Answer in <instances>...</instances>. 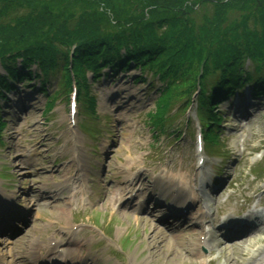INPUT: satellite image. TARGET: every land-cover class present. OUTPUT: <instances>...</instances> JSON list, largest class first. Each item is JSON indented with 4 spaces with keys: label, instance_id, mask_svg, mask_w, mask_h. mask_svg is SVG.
Returning a JSON list of instances; mask_svg holds the SVG:
<instances>
[{
    "label": "rangeland",
    "instance_id": "374dc122",
    "mask_svg": "<svg viewBox=\"0 0 264 264\" xmlns=\"http://www.w3.org/2000/svg\"><path fill=\"white\" fill-rule=\"evenodd\" d=\"M94 1L98 0H80L76 6L72 0L44 2L58 26L69 15L73 17L68 22L72 26L80 11ZM137 1L141 0H122L126 9L136 8ZM147 1L152 5L146 12L147 19L152 18L148 12L153 9L158 20L168 17L182 21L184 34L193 37L205 33L199 34L214 20L216 8L231 2ZM232 3L238 4L237 0ZM263 5L261 1L258 7ZM236 14L231 13L228 20L235 19ZM101 28H107V23ZM165 29L158 33H165ZM142 74L143 80L135 81L140 72L131 70L120 74L114 83L112 79L91 88L98 121L84 116L86 109L80 101L82 113L73 115V119L70 99L62 96L48 102L59 89L55 77L47 84V98L33 94L29 88L10 94V103L3 106L8 124L0 133V226L4 222L14 231H0V254L6 264H63L64 255L76 264L82 259V264L264 263V97L243 110L246 116L236 106L234 110L229 105L221 107L223 132L221 136L218 133L217 145L207 144V158L200 164L195 145V131L199 130L197 95L192 96L195 101L188 112L183 113L187 106L176 112L187 116L190 129L185 128L184 118L176 117L183 121L181 128L168 131L183 133L182 140L175 142L164 133L156 135L149 117L159 110L155 103L162 84L150 71ZM88 79L93 81L92 73H88ZM90 127L96 132L85 130ZM217 149L225 151V156ZM73 156L80 162L73 161ZM229 179V188L221 192L223 185H217ZM65 183L69 185L59 190ZM124 183L130 185L129 190L119 196ZM154 185L164 190L175 188L173 197L190 199L182 224L172 231L169 222L160 219L166 213L162 209L154 210L153 216L137 214ZM132 191L134 196L129 199ZM153 207L148 203V211ZM251 212L263 215L252 235L240 244L222 239L218 230L222 217L233 223ZM12 216L17 222H12ZM204 217L202 227H196ZM210 232H217V241ZM50 242L53 254L45 252Z\"/></svg>",
    "mask_w": 264,
    "mask_h": 264
},
{
    "label": "trees",
    "instance_id": "16d2710c",
    "mask_svg": "<svg viewBox=\"0 0 264 264\" xmlns=\"http://www.w3.org/2000/svg\"><path fill=\"white\" fill-rule=\"evenodd\" d=\"M44 1L0 0V65L10 77L0 75V99L5 98V92L16 90V82L29 80L32 75L46 82L62 74L65 80L61 92L70 89L74 77L82 106L96 116L91 88L107 76L103 70L118 74L134 66L153 72L163 84L156 119L153 116L160 130L173 99L186 94L189 97L200 89L202 110L208 119L203 127L207 139L214 143L218 137L212 134L219 129L216 110L220 104L248 85L254 99L264 95V5L258 7L264 0H237L235 5L231 0L226 6L220 5L212 23L198 37L184 34L186 29L178 19L158 20L153 9L148 12L152 18L147 19L146 12L152 6L147 0L137 1V7L131 9H126L122 0L94 1L80 11L72 26L68 23L72 15L58 26ZM79 1L72 0L73 5ZM230 7L235 12H226ZM231 13L238 16L228 20ZM105 23L107 28L102 29ZM163 26L165 33H158ZM248 63L251 72L246 70ZM32 66L40 75L29 71ZM90 72L93 81L88 79ZM39 88L46 96L42 86ZM5 126L0 115V132Z\"/></svg>",
    "mask_w": 264,
    "mask_h": 264
},
{
    "label": "bare ground",
    "instance_id": "6f19581e",
    "mask_svg": "<svg viewBox=\"0 0 264 264\" xmlns=\"http://www.w3.org/2000/svg\"><path fill=\"white\" fill-rule=\"evenodd\" d=\"M72 158H74L73 159V161H75L76 159L78 160V162H80V160H79V158H76L75 156H73ZM80 166V165H79ZM181 184L183 183V181H181L180 182ZM69 185V183H65V185H63L60 189H64L66 186H68ZM180 186H184V185H180ZM180 188V187H179ZM129 190V185L126 183V184H123L121 187H120V190H119V196H123L127 191ZM167 192V191H166ZM169 192H172V190H170L169 189ZM161 193V192H160ZM165 194V193H164ZM168 196H167V200H170L171 201V199L173 198V196H172V194L170 195V194H167ZM165 197V196H164ZM164 197L162 198V197H160V200L159 201H161V200H163L164 199ZM176 197H174V202H176L177 204H180L179 203V201L178 200H176L175 199ZM166 200V201H167ZM176 203H174L173 204V207H175V206H177V204ZM4 206V205H3ZM171 206V205H170ZM174 212H176V210L174 209ZM171 215H169L168 217H166V218H169L170 216H172L173 217V215H172V212L170 213ZM181 217H183V214H181L180 216H178L177 218H181ZM176 218V217H175ZM137 221H140V222H143L142 220H137ZM146 221V220H145ZM174 228H172L171 229V231L173 230ZM47 251L46 252H48V253H52V250L51 249H46ZM63 253H65V252H63ZM67 258V257H66ZM74 264H76V263H74Z\"/></svg>",
    "mask_w": 264,
    "mask_h": 264
}]
</instances>
